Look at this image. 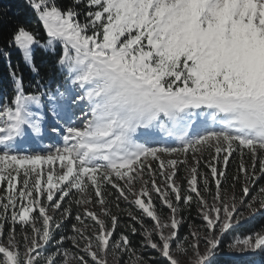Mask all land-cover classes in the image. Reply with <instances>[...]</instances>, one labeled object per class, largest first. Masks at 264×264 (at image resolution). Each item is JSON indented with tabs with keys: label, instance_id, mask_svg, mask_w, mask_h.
I'll list each match as a JSON object with an SVG mask.
<instances>
[{
	"label": "snow or ice",
	"instance_id": "snow-or-ice-1",
	"mask_svg": "<svg viewBox=\"0 0 264 264\" xmlns=\"http://www.w3.org/2000/svg\"><path fill=\"white\" fill-rule=\"evenodd\" d=\"M16 2L0 264H264V0Z\"/></svg>",
	"mask_w": 264,
	"mask_h": 264
},
{
	"label": "trees",
	"instance_id": "trees-1",
	"mask_svg": "<svg viewBox=\"0 0 264 264\" xmlns=\"http://www.w3.org/2000/svg\"><path fill=\"white\" fill-rule=\"evenodd\" d=\"M3 7L11 8V11L7 14L8 17H14L17 12L22 11V5L18 4L16 2V0H3ZM21 18L24 19L23 16H21ZM42 35L43 34L41 33V37H42ZM16 59H18V56L14 55V57H13L14 62ZM41 59H47V58L44 57L42 53H38V56H37L38 63L40 62ZM49 72H50V70H49ZM180 175L183 176L184 173L181 171ZM261 223H264V216H258L257 219L255 221H253L251 225H249V227L250 228H259ZM185 233H186V229L183 230L181 234L183 235Z\"/></svg>",
	"mask_w": 264,
	"mask_h": 264
},
{
	"label": "rangeland",
	"instance_id": "rangeland-1",
	"mask_svg": "<svg viewBox=\"0 0 264 264\" xmlns=\"http://www.w3.org/2000/svg\"><path fill=\"white\" fill-rule=\"evenodd\" d=\"M50 141H48V140H45L43 143L44 144H47V143H49ZM183 172V171H182Z\"/></svg>",
	"mask_w": 264,
	"mask_h": 264
}]
</instances>
